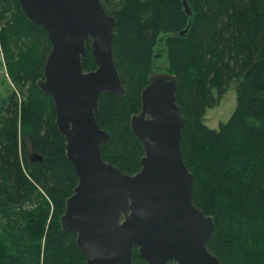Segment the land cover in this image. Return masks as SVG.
<instances>
[{"label":"trees","instance_id":"trees-1","mask_svg":"<svg viewBox=\"0 0 264 264\" xmlns=\"http://www.w3.org/2000/svg\"><path fill=\"white\" fill-rule=\"evenodd\" d=\"M185 1L189 15L182 0H100L115 19L112 53L124 90L99 96L94 117L109 135L101 158L124 174L139 172L144 153L130 119L166 53L192 202L212 217L206 248L221 264H264V0ZM49 50L46 32L26 19L18 0H0V67L10 82L0 91V264H86L76 235L59 223L77 178L51 97L36 86ZM95 68L87 45L82 69ZM232 84L235 110L208 128L206 109ZM25 137L41 158L33 165L24 159ZM132 262L146 264L137 248Z\"/></svg>","mask_w":264,"mask_h":264},{"label":"water","instance_id":"water-1","mask_svg":"<svg viewBox=\"0 0 264 264\" xmlns=\"http://www.w3.org/2000/svg\"><path fill=\"white\" fill-rule=\"evenodd\" d=\"M18 3L50 44L36 86L51 97L56 128L77 178L59 223L76 235L86 264H133V248L146 264H221L206 248L212 217L192 202V175L180 149L184 120L176 102V77L155 60L141 91V110L130 119L143 148L141 168L124 174L101 158L100 145L109 135L94 117L100 94L124 96L112 53L115 19L100 0ZM182 5L189 15L185 0ZM87 45L96 68L85 72Z\"/></svg>","mask_w":264,"mask_h":264},{"label":"rangeland","instance_id":"rangeland-1","mask_svg":"<svg viewBox=\"0 0 264 264\" xmlns=\"http://www.w3.org/2000/svg\"><path fill=\"white\" fill-rule=\"evenodd\" d=\"M158 58V57H156ZM167 55L163 53L160 60H159V69H164L165 65H167ZM150 76V75H149ZM148 76V78H149ZM147 78V84H148ZM9 80L7 79V73L5 65L0 67V91L4 93L7 88H9ZM234 83V82H232ZM147 86V85H146ZM145 86V87H146ZM11 88V87H10ZM213 94L216 95V91H213ZM236 107V94L233 87V84L230 85L226 91V93L221 97L217 105L213 108H207L205 113L204 124L210 129H217L219 123L226 122ZM29 137H25L24 144L25 147L28 149L27 151L30 152V141Z\"/></svg>","mask_w":264,"mask_h":264},{"label":"flooded vegetation","instance_id":"flooded-vegetation-1","mask_svg":"<svg viewBox=\"0 0 264 264\" xmlns=\"http://www.w3.org/2000/svg\"><path fill=\"white\" fill-rule=\"evenodd\" d=\"M18 5H19V3H18ZM19 9H20V7H19ZM21 11V10H20ZM23 14V13H22ZM24 15V14H23ZM32 24V23H31ZM33 25V24H32ZM42 29V28H41ZM43 30V29H42ZM46 59V58H45ZM44 68V67H43ZM42 77H43V73H42ZM40 79H42V78H40ZM97 108H98V106H97ZM28 149L24 146V159H25V161L28 163V164H30V165H33V164H35L37 161H40L41 159L39 158V156L37 155V154H35V153H33V152H28L27 151Z\"/></svg>","mask_w":264,"mask_h":264},{"label":"bare ground","instance_id":"bare-ground-1","mask_svg":"<svg viewBox=\"0 0 264 264\" xmlns=\"http://www.w3.org/2000/svg\"><path fill=\"white\" fill-rule=\"evenodd\" d=\"M166 73H168V72H166ZM170 74V73H169ZM173 75V74H172ZM175 76V75H174ZM176 77V76H175ZM177 80V79H176Z\"/></svg>","mask_w":264,"mask_h":264}]
</instances>
